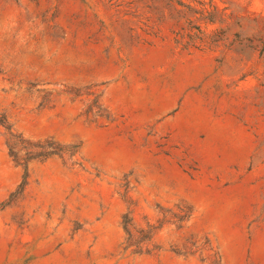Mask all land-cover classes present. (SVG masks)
Returning a JSON list of instances; mask_svg holds the SVG:
<instances>
[{
    "label": "rangeland",
    "instance_id": "obj_1",
    "mask_svg": "<svg viewBox=\"0 0 264 264\" xmlns=\"http://www.w3.org/2000/svg\"><path fill=\"white\" fill-rule=\"evenodd\" d=\"M0 264H264V0H0Z\"/></svg>",
    "mask_w": 264,
    "mask_h": 264
},
{
    "label": "trees",
    "instance_id": "obj_2",
    "mask_svg": "<svg viewBox=\"0 0 264 264\" xmlns=\"http://www.w3.org/2000/svg\"><path fill=\"white\" fill-rule=\"evenodd\" d=\"M34 145H39V144H34ZM55 154H57V151L51 149L46 154H44V156L45 158H48ZM16 155L17 153L14 156L16 157ZM26 182H27V172L25 171L22 177V183H21L22 189L26 185ZM121 226L125 234V238H124L125 251L131 250L133 254L150 255L156 249L152 240L153 228L149 226L147 229L136 228L132 222V218L130 217V212H128L122 217ZM178 228H181V226H179Z\"/></svg>",
    "mask_w": 264,
    "mask_h": 264
}]
</instances>
